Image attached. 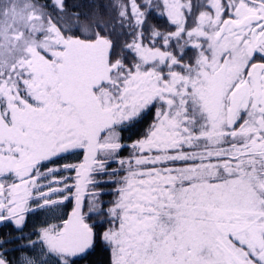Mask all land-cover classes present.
<instances>
[{
  "label": "snow or ice",
  "instance_id": "1",
  "mask_svg": "<svg viewBox=\"0 0 264 264\" xmlns=\"http://www.w3.org/2000/svg\"><path fill=\"white\" fill-rule=\"evenodd\" d=\"M0 225V264H264V0H0Z\"/></svg>",
  "mask_w": 264,
  "mask_h": 264
},
{
  "label": "flooded vegetation",
  "instance_id": "2",
  "mask_svg": "<svg viewBox=\"0 0 264 264\" xmlns=\"http://www.w3.org/2000/svg\"><path fill=\"white\" fill-rule=\"evenodd\" d=\"M44 219V215H30L28 220H27V226L24 229L25 234L32 232L33 230V226L34 225H38L42 220ZM1 228L3 229V235H7L10 231H12V227L11 226H3L1 225ZM14 235H18V233H13ZM23 243V241H22ZM99 255L98 261H103L104 255L103 253H97V256Z\"/></svg>",
  "mask_w": 264,
  "mask_h": 264
},
{
  "label": "trees",
  "instance_id": "3",
  "mask_svg": "<svg viewBox=\"0 0 264 264\" xmlns=\"http://www.w3.org/2000/svg\"><path fill=\"white\" fill-rule=\"evenodd\" d=\"M0 233H3V229L2 228H0ZM98 258H99V255L98 256L96 255L95 257H93V260L94 261H98Z\"/></svg>",
  "mask_w": 264,
  "mask_h": 264
}]
</instances>
